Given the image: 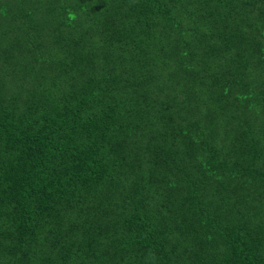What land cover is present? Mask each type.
<instances>
[{
    "label": "trees",
    "instance_id": "trees-1",
    "mask_svg": "<svg viewBox=\"0 0 264 264\" xmlns=\"http://www.w3.org/2000/svg\"><path fill=\"white\" fill-rule=\"evenodd\" d=\"M0 264H264V0H0Z\"/></svg>",
    "mask_w": 264,
    "mask_h": 264
}]
</instances>
